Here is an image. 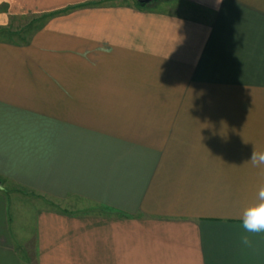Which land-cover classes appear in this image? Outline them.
I'll return each instance as SVG.
<instances>
[{
  "label": "crops",
  "instance_id": "crops-1",
  "mask_svg": "<svg viewBox=\"0 0 264 264\" xmlns=\"http://www.w3.org/2000/svg\"><path fill=\"white\" fill-rule=\"evenodd\" d=\"M136 1L0 0V264H264V0Z\"/></svg>",
  "mask_w": 264,
  "mask_h": 264
},
{
  "label": "rangeland",
  "instance_id": "rangeland-1",
  "mask_svg": "<svg viewBox=\"0 0 264 264\" xmlns=\"http://www.w3.org/2000/svg\"><path fill=\"white\" fill-rule=\"evenodd\" d=\"M155 7L158 6V2L154 4ZM200 13V11L198 12ZM40 17V15H33V14H27L24 16H19L13 19H10L9 23H7L5 26H3L5 30L9 31V32H15L16 35H6V37L9 38H13V40H15L16 42H22L21 39L18 38V35L20 34V37L23 36V34L27 33L26 35H28L29 33H31L32 31V27L35 26L34 22ZM198 17H201L200 14H198ZM33 32V31H32ZM22 34V36H21ZM25 35V37H26ZM6 184V189L8 191L10 190H14L16 189V191L19 192H24L25 194H28V191L26 189L22 190L18 189L16 185L14 184ZM57 204L54 201H48L46 198H37L36 196H34L32 194V196H28L25 198L20 197L19 195H15L9 192V213L11 215V226L14 229L15 225H19L21 227V229L27 233L28 230V223L26 222L28 219V214L32 209H41V207H46V208H51L53 205ZM52 205V206H51ZM70 205L72 206V208L77 209H81L84 208L86 203L84 201L81 200H76V201H72L70 202ZM58 207H63V208H69L66 205L63 206L62 203L59 204ZM95 208L97 209L98 206H95ZM16 214V216H15ZM18 226V227H19ZM16 246L21 247L24 243H15ZM22 248V247H21Z\"/></svg>",
  "mask_w": 264,
  "mask_h": 264
},
{
  "label": "clouds",
  "instance_id": "clouds-1",
  "mask_svg": "<svg viewBox=\"0 0 264 264\" xmlns=\"http://www.w3.org/2000/svg\"><path fill=\"white\" fill-rule=\"evenodd\" d=\"M221 2L222 0H217V3ZM247 162L257 167L264 165V152H257L253 149L251 157ZM241 223L244 230L241 242L248 247H252L250 234H264V185H261L258 189L256 202L243 210Z\"/></svg>",
  "mask_w": 264,
  "mask_h": 264
},
{
  "label": "trees",
  "instance_id": "trees-1",
  "mask_svg": "<svg viewBox=\"0 0 264 264\" xmlns=\"http://www.w3.org/2000/svg\"><path fill=\"white\" fill-rule=\"evenodd\" d=\"M159 0H153L151 3H149V4H142V3H139L138 1H136V5L139 7V8H143V7H146V5H150V4H153V3H156V2H158ZM45 18H48V16L47 15H41L35 22H34V24H35V26H33L31 29H32V31L34 30V28L40 23V22H42ZM4 28V27H3ZM3 28H0V34L1 35H4V34H6V35H8V36H12V35H16V33L15 32H9V31H7V30H5V29H3ZM31 31V32H32ZM27 33H25V34H23V36H22V34H21V36L22 37H20V34L18 35V38L19 39H21L22 40V42H26L27 41V35H26ZM25 35H26V37H25ZM17 36V35H16ZM10 39H13V38H10Z\"/></svg>",
  "mask_w": 264,
  "mask_h": 264
},
{
  "label": "water",
  "instance_id": "water-1",
  "mask_svg": "<svg viewBox=\"0 0 264 264\" xmlns=\"http://www.w3.org/2000/svg\"><path fill=\"white\" fill-rule=\"evenodd\" d=\"M139 3H142V4H149L151 3L153 0H137Z\"/></svg>",
  "mask_w": 264,
  "mask_h": 264
}]
</instances>
